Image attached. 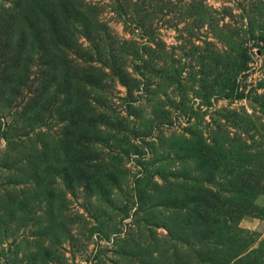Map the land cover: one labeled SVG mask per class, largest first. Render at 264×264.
<instances>
[{
	"label": "rangeland",
	"instance_id": "1",
	"mask_svg": "<svg viewBox=\"0 0 264 264\" xmlns=\"http://www.w3.org/2000/svg\"><path fill=\"white\" fill-rule=\"evenodd\" d=\"M254 263L264 0H0V264Z\"/></svg>",
	"mask_w": 264,
	"mask_h": 264
},
{
	"label": "trees",
	"instance_id": "2",
	"mask_svg": "<svg viewBox=\"0 0 264 264\" xmlns=\"http://www.w3.org/2000/svg\"><path fill=\"white\" fill-rule=\"evenodd\" d=\"M213 221H214V222H219V220H218V219H214ZM254 264H255V263H254Z\"/></svg>",
	"mask_w": 264,
	"mask_h": 264
}]
</instances>
